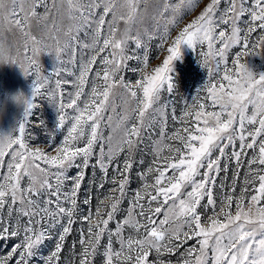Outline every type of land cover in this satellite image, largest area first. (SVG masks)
<instances>
[{"label": "snow or ice", "instance_id": "obj_1", "mask_svg": "<svg viewBox=\"0 0 264 264\" xmlns=\"http://www.w3.org/2000/svg\"><path fill=\"white\" fill-rule=\"evenodd\" d=\"M127 5L130 25L140 14L137 9L144 6V0H128ZM67 6L73 19L79 16V26L95 27L98 33L99 27L106 23L104 16L95 18L93 9L101 7L98 0H67ZM196 7L189 0L178 3L165 0L163 13L175 17ZM114 8L113 0H104L105 15L114 13ZM53 11H59L57 0H0V18L14 24L24 37V51H17V57H22L27 64L11 57L7 62L19 64L25 75L34 69L33 95H47L55 103L59 99V124L67 126L66 135L58 146L54 140L46 145L53 150L47 154L44 148H31L26 143L23 122L18 127L19 135L16 132L0 137V167L4 165V149L16 146L8 153V175L4 177L5 183L0 184V244L12 238L19 241H12L6 255H0V264H32L39 246L56 236L55 250L43 257L44 264H55L77 217L82 225H87L86 229H79L78 264H95L105 237L103 264H166L163 253L178 252L185 241L192 239L196 240V246L186 249L176 264H264V206H260L264 204V73L257 78L246 65L239 63L241 57L248 54L249 47L258 45L264 49V0H199L198 14L191 23L181 28L174 38L161 37V51L167 55L149 74H146L148 57L145 54L142 58L145 67L140 69L141 79L135 84L116 77L124 61L131 59L124 54L128 40H134L138 48L142 46L139 34L133 39L126 27L120 39H105V48L111 46L119 51L111 53L112 60H104L103 90L94 85L83 108L78 100L87 95L83 89L95 57L81 64L80 74L73 82L76 91L74 95L68 94L67 104L60 91L62 83L67 81L57 79L53 85L48 76L41 74L34 58L39 50L37 46L45 37L32 35L29 24L33 20L48 21ZM241 21L245 28L239 26ZM108 28L112 36V22L108 23ZM257 31L260 35L254 42L251 36ZM65 35L68 40L60 45L59 30L53 25L47 36L56 45L58 60L62 51L68 52L71 48L72 30ZM98 39V35L94 37L97 43ZM205 43L208 51L200 55L205 58L203 67L209 79L197 90L191 105L185 102V110L177 117L175 101L171 99L175 93L171 75L173 62L180 55L181 45L196 49ZM235 46L243 51L236 52L229 70V50ZM29 50L33 56L28 55ZM73 61L74 55L69 52L67 63ZM210 61L214 62V67ZM100 76L97 72L96 78ZM216 77L220 79L213 83ZM201 92L206 93L203 102H200ZM16 99L26 104L25 116L29 115L32 101L22 94ZM209 108L213 110L208 111ZM66 109L76 114L69 116ZM109 110L113 115H107ZM169 110L172 119L182 125L171 136L166 131ZM133 118L138 123H132ZM102 125L111 131L107 137L103 136ZM156 126H159L160 136L156 141L158 151L165 140L177 141L178 145L169 146V155L154 156L146 169L137 172L141 186L129 194L131 173L137 164L134 154L144 134H151ZM80 144L83 147L78 146ZM249 152L251 159L247 160L245 184L239 196L235 180L232 190L224 191V181L217 184L220 174L228 172L233 160L239 169L243 164L241 157ZM121 153H126L123 167L115 165L113 187L97 203L95 212L90 198L78 203L84 169L99 167L103 173L99 185L102 189L108 182V169ZM93 159L95 164H91ZM138 163L143 168L145 161L141 159ZM73 168L79 171L70 176ZM24 177L28 178L27 188L21 186ZM257 183L259 187L252 188L257 194H250L247 189ZM217 188L221 189L219 203L215 194ZM129 195L125 209L122 205ZM249 195L250 201L245 203ZM9 200L19 207L9 205L5 219L2 210ZM209 210L212 215H208ZM119 216L123 219H118ZM184 228L188 231H183ZM116 243L119 250L113 247ZM152 252L154 257L150 256Z\"/></svg>", "mask_w": 264, "mask_h": 264}, {"label": "rangeland", "instance_id": "obj_2", "mask_svg": "<svg viewBox=\"0 0 264 264\" xmlns=\"http://www.w3.org/2000/svg\"><path fill=\"white\" fill-rule=\"evenodd\" d=\"M59 11H53L52 18L48 21H31L29 24V30L32 35L37 38L45 37L41 42V45L37 46L39 50L35 53L34 58L40 65L41 74L48 76L50 81L54 85L57 79L67 81V83H62V88L60 91L63 92V102L65 104L69 103L68 94L72 93L74 95L76 88L73 82L80 74V66L83 62L95 57V60L91 64V70L87 74L86 83L84 85V93L87 95L81 96L78 100V104L81 108L84 107V102L87 101L91 96V90L93 86H97L98 90L102 91L103 84V69L105 67L104 60H112L113 56L111 53L119 50H114L111 46L105 48V39H120L125 34L126 27L129 28L128 35L135 39V36L139 34L141 39V47H137L134 40L129 39L127 46L125 48L124 54L131 59L124 61L122 69L119 71L116 79L123 78V80L129 84H135L137 80L141 79L140 69L145 67L143 63V57L147 54V72L149 74L151 69L159 66L162 63V57L167 55L166 52L161 51L162 40H167L168 35L174 38L186 24L191 23V21L198 14V4L199 0H189L190 3L196 4V8L190 10H185L179 13L178 16H172L171 13H163V4L165 0H144V6L137 9L140 13L131 24H128L127 17L129 15L128 0H113L115 8L114 13L104 14L103 2L104 0H98L101 3V7L98 9H93L96 14V19L98 20L100 16H104L106 23L99 27V32L97 33L96 28L88 29L84 26H79V16L75 19L72 18L70 13L67 0H57ZM82 2V0H81ZM179 2V0H175ZM41 14H43V9H40ZM115 17V20H114ZM247 19V17H245ZM112 22L113 35H109L108 23ZM55 28L59 30V40L60 45H64L68 37L65 33L72 30L73 39L71 40V48L68 52L62 51L59 60L56 55V45L50 39H47L48 33ZM239 26L245 28L246 25L243 21L240 22ZM167 30V31H166ZM0 35L3 39L0 40V137L14 135L18 131V127L21 122L25 124L26 127V143L31 148H44L46 154L52 152V149L46 147L47 144L51 143L52 140L56 142L58 146L67 132V126L64 128L59 124V99L56 103L47 95L35 96L34 91V80L35 75L32 73L34 71L30 70L28 75H25L19 64L13 62H7V58L11 57L13 60L20 59L21 62L27 64V62L22 60V57H17V51L23 52L24 37L21 34L20 29H17L14 24L10 25L8 21L0 18ZM98 35V43L94 41V37ZM259 31L252 34V41H257ZM31 44V41L28 42ZM170 46V45H168ZM219 45H217L218 47ZM207 44L198 45L196 49L188 46L187 44L181 45L180 55L176 58L172 65L171 75L174 78L175 93L171 97L175 101L174 107L176 108V116L179 117L185 110V102L188 105L193 103V98L197 95V90L204 85L208 79V72L205 67H203L204 57L200 55L201 52H207ZM237 51H243L239 46H235L229 50L228 56V66L229 70L232 69V60L235 58ZM69 52L74 55V61L72 63H67L69 59ZM245 56H242L239 63L246 65V67L257 75L264 73V49H261L258 45L256 47H249ZM29 56H33L31 50L28 51ZM118 58V57H117ZM214 67V62H209ZM59 73L57 75L56 73ZM100 72L101 76L99 79L96 78V73ZM224 73L221 71L220 75ZM235 79V77H233ZM219 77L213 79V83L219 81ZM223 82V81H221ZM226 83V82H223ZM23 95L27 100H31L33 103V108L29 110V115L25 116L26 104L22 101H18L16 97L18 95ZM142 95V93H141ZM206 95L205 92L200 93L201 100L203 102V97ZM165 99H168L167 94H165ZM117 100V104H119ZM213 109L209 108L208 111ZM219 110L218 108L216 109ZM119 111V109H118ZM69 116H73L76 113L72 109H66ZM123 114V113H121ZM87 113H85V116ZM107 115H113L111 110L107 112ZM249 115H251V109L249 110ZM132 123H138V121L133 118ZM129 127L132 126L130 123ZM258 126V124L256 125ZM179 120H173L170 110L167 119L166 131L169 136H171L176 129L181 128ZM103 131V136L107 137L111 134L109 128L101 126ZM16 135H19L17 132ZM160 139L159 136V126L153 128L151 134L145 133L141 143L135 152V164L134 171L131 173V185L128 189L129 194L134 189L141 186V181L137 177V172L143 171L147 168L148 164L152 163L154 156H167L169 155V146L178 145L177 141L165 140L159 145V151L157 150L156 141ZM83 147V144L78 145ZM12 145L9 148H5L4 165L0 167V184L5 183L4 177L8 175L7 163L10 160L8 153L15 148ZM238 148V144H237ZM231 151V150H230ZM96 152L99 154V145L96 147ZM126 153H121L119 158L115 163L108 169L107 181L104 187L101 189L99 187L101 183V177L103 173L99 167L93 168L89 166L84 169V179L81 183V188L78 192V203L82 202L85 198H90L92 201V211L95 212L97 203L103 200L104 197L109 193L110 189L113 187L111 180L115 173V165L119 164L121 168L123 167V157ZM143 159L145 164L143 168L139 166V161ZM243 164L238 169L235 160L229 163V170L227 173L222 172L220 174L217 184L220 180L224 181L225 188L224 191H231L233 180H235V191L236 195L239 196L241 189L245 184V173L247 172V160L251 159V153L249 152L247 156L241 157ZM163 161H161L162 163ZM91 164H95V159L91 161ZM43 166V165H42ZM79 171L77 168L70 170L69 175L74 176ZM238 173V174H237ZM21 186L23 188L28 187V178L24 177L21 181ZM70 187V185H66ZM259 185L254 184L247 189L250 194H257L252 192V188H258ZM221 189H215V194L217 196V203H219V195ZM34 199L36 197H33ZM129 199L125 200L122 207L127 208ZM250 201V195L247 197L245 203ZM9 205L13 208H18L19 205H12L11 200L8 201L5 208L2 210L5 219H7V214L9 211ZM264 206V204L260 205ZM83 207V205H82ZM87 211V209H85ZM235 211V204L233 205V212ZM208 215H212L211 211H208ZM118 219H123V216L117 217ZM160 220L163 216L159 217ZM76 222L72 225L71 233L66 237L64 245L59 254L58 261L55 264H78L79 253L81 251L79 245L80 232L79 229L84 227L86 229L87 225H82L80 223L79 217L75 218ZM66 223V220H65ZM114 227V225H110ZM183 231H188L184 228ZM128 235V232L125 233ZM56 236L51 239H46L37 249V255L33 257L32 264H44L43 257H46L51 251L55 250ZM12 241L19 243L16 238L11 240H6L3 244H0V255H6L7 251L10 250ZM107 244V237L102 240L100 254L95 258V264H103V245ZM196 246V240H187L180 247V250L173 251L170 255L167 253L162 254V258L171 264H176L177 259L183 254V252ZM116 250H119V244L113 245ZM151 257L155 256V253H150Z\"/></svg>", "mask_w": 264, "mask_h": 264}]
</instances>
